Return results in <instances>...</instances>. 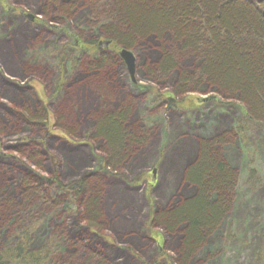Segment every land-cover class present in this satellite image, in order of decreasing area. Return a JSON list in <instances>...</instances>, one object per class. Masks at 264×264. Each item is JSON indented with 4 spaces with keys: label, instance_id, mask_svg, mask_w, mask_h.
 I'll return each mask as SVG.
<instances>
[{
    "label": "rangeland",
    "instance_id": "1",
    "mask_svg": "<svg viewBox=\"0 0 264 264\" xmlns=\"http://www.w3.org/2000/svg\"><path fill=\"white\" fill-rule=\"evenodd\" d=\"M113 2L0 0V249L25 229L30 250L46 249L45 264H93L88 254L98 264H181L182 230L169 233L152 219L195 196L184 174L200 142L224 135L217 148L235 174L228 211L186 264H264L263 127L244 124L242 105L205 85L173 98L179 74L197 68L193 57L152 81L147 70L161 49L171 51L168 34L128 50L132 75L113 54V64L90 70L111 53L100 26ZM91 42L99 50L82 47ZM125 106L142 142L111 170L95 130ZM40 112L43 121L34 118ZM83 181L99 197L93 228L77 197Z\"/></svg>",
    "mask_w": 264,
    "mask_h": 264
},
{
    "label": "trees",
    "instance_id": "2",
    "mask_svg": "<svg viewBox=\"0 0 264 264\" xmlns=\"http://www.w3.org/2000/svg\"><path fill=\"white\" fill-rule=\"evenodd\" d=\"M102 19V40L114 52L129 50L150 36L160 41L166 34L170 36L171 51L161 49V59L147 70L152 81L168 77L179 59L193 57L198 62L192 75L179 74L173 98L195 95L205 85L222 98L236 99L244 108V124L247 121L264 129V0H114ZM97 45L91 42L82 47L94 51ZM112 59L103 54L90 69L100 71L113 64ZM129 111V106L121 107L97 121L94 137L105 143L111 170L125 159L132 146L142 142L126 125ZM41 114L34 118L43 121ZM246 128L238 127L236 135ZM225 140L222 135L200 142L197 160L184 174L185 183L196 189L195 196L152 219V224L154 221L169 233L182 230L181 264L204 244L228 211L235 174L224 164L217 148ZM93 192L85 181L77 191L89 228L96 226L100 216L99 197ZM30 243V235L25 233L21 243L0 249V264H45L46 249L32 251ZM86 260L99 262L91 254Z\"/></svg>",
    "mask_w": 264,
    "mask_h": 264
},
{
    "label": "bare ground",
    "instance_id": "3",
    "mask_svg": "<svg viewBox=\"0 0 264 264\" xmlns=\"http://www.w3.org/2000/svg\"><path fill=\"white\" fill-rule=\"evenodd\" d=\"M97 46H99V43H98ZM104 46H105L104 49L110 50V52H111L110 54H108L109 57L112 58V56L114 55V56L118 57V59H121L122 62H123V59L121 58L120 53H119L122 49H120L119 52H114V51H112V50L110 49V47H109V43L104 44ZM97 49L99 50L98 47H97ZM124 50H125V49H124ZM126 51H128V50H126ZM112 54H113V55H112ZM106 55H107V54H106ZM98 60H99V59H98ZM98 60H97V61H98ZM97 61H96V62H97ZM90 70H92V69H90ZM93 71H94V70H93ZM25 233H26V230H25V229H24V230L17 231V232L15 233V238H16V242H15V243H21V242L24 240V235H25Z\"/></svg>",
    "mask_w": 264,
    "mask_h": 264
},
{
    "label": "water",
    "instance_id": "4",
    "mask_svg": "<svg viewBox=\"0 0 264 264\" xmlns=\"http://www.w3.org/2000/svg\"><path fill=\"white\" fill-rule=\"evenodd\" d=\"M119 53L121 58L123 59L124 65L126 66L129 73L132 75L135 62L134 57L129 51H126L124 49H122Z\"/></svg>",
    "mask_w": 264,
    "mask_h": 264
}]
</instances>
